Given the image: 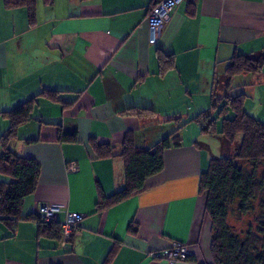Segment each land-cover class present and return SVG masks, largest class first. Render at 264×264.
Listing matches in <instances>:
<instances>
[{
	"label": "crops",
	"instance_id": "crops-1",
	"mask_svg": "<svg viewBox=\"0 0 264 264\" xmlns=\"http://www.w3.org/2000/svg\"><path fill=\"white\" fill-rule=\"evenodd\" d=\"M157 1L36 0L31 25L24 8L0 0V112L38 96L9 142L40 166L22 215H37L42 203L58 207L59 223L68 211L83 215L63 244L39 236L36 221L9 234L0 225V264H211L198 185L213 155L191 118L224 93L235 52L264 55V0L182 1L151 42L146 18ZM161 53L173 62L166 70ZM230 84L244 110L264 121V66ZM180 124L179 144L163 151V169L143 190L97 211V191L120 189L124 174L123 160L97 157L92 141L118 151L131 133L137 146L151 147ZM8 128L0 115V135ZM60 133L75 139L60 141ZM175 241L190 258H164Z\"/></svg>",
	"mask_w": 264,
	"mask_h": 264
},
{
	"label": "trees",
	"instance_id": "trees-1",
	"mask_svg": "<svg viewBox=\"0 0 264 264\" xmlns=\"http://www.w3.org/2000/svg\"><path fill=\"white\" fill-rule=\"evenodd\" d=\"M52 2L43 0L45 5ZM3 5L7 9L24 8L28 23H35L36 0H3ZM159 55L161 69L166 70L173 62L168 55ZM262 66L264 55L235 52L225 67L228 83L224 93L212 96L210 107L191 118L201 132L218 135L227 152L222 157L211 156L208 168L199 178L198 193L204 198V213L210 223L211 264H264V121L244 110V95L233 93L230 84L233 76L243 72L256 74ZM37 97L0 112L9 122V128L0 135V225L9 234L21 221H36L39 236L59 241L61 226L57 220L46 222L38 213L22 215L23 200L35 190L40 166L35 159L19 156L9 148L16 128L29 120ZM140 110L153 113L151 109ZM182 127L180 124L151 147L137 146L131 133H126L118 151L110 144L92 141L97 157L118 156L123 160L124 174L120 189L110 195L97 191L96 210H104L143 190L146 180L163 169V151L179 144ZM74 139V134L59 135L60 141ZM229 214L242 222L246 218V229L237 230V225L228 221Z\"/></svg>",
	"mask_w": 264,
	"mask_h": 264
},
{
	"label": "built area",
	"instance_id": "built-area-1",
	"mask_svg": "<svg viewBox=\"0 0 264 264\" xmlns=\"http://www.w3.org/2000/svg\"><path fill=\"white\" fill-rule=\"evenodd\" d=\"M182 1L192 2L193 0H158L154 6L151 7L146 21L149 30V39L155 42L161 36L164 28V23L169 13ZM58 207L49 203H42L39 207L38 214L46 222L56 220V213ZM82 214L75 212H66L64 220L60 223L61 226V244L68 241L71 235L75 234L78 228V223L82 218ZM191 249L184 243L175 241L171 244L169 249L164 254V258L170 263L186 260L192 255Z\"/></svg>",
	"mask_w": 264,
	"mask_h": 264
},
{
	"label": "rangeland",
	"instance_id": "rangeland-1",
	"mask_svg": "<svg viewBox=\"0 0 264 264\" xmlns=\"http://www.w3.org/2000/svg\"><path fill=\"white\" fill-rule=\"evenodd\" d=\"M217 126L220 127V120L218 121ZM205 136L207 139V143L209 145V149L202 147L203 152L206 153L207 151H209L215 157H222V156L227 155V152L223 148L221 139L218 135L209 133V134H205ZM237 140H240V135L237 136ZM207 168H208V165H207L206 169ZM243 219H244V221L242 222L241 218L235 219V218H233V216L231 214H229L228 221L236 224L237 226L235 228L237 230L243 231L244 229H246V223H245L246 218H243Z\"/></svg>",
	"mask_w": 264,
	"mask_h": 264
}]
</instances>
